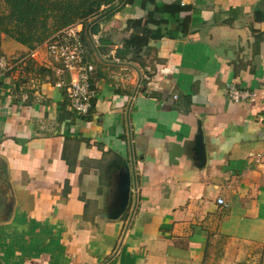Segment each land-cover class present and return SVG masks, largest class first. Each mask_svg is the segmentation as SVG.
Listing matches in <instances>:
<instances>
[{
  "label": "crops",
  "instance_id": "1",
  "mask_svg": "<svg viewBox=\"0 0 264 264\" xmlns=\"http://www.w3.org/2000/svg\"><path fill=\"white\" fill-rule=\"evenodd\" d=\"M174 1L181 5L108 0L84 21L96 89L87 115L54 86L60 65H48L43 51L32 62L48 74L30 70L32 83L0 72V264L256 259L264 244V0H183L176 19H161L165 36L122 55L127 21ZM28 50L0 34V54ZM230 83L253 99L231 101Z\"/></svg>",
  "mask_w": 264,
  "mask_h": 264
},
{
  "label": "trees",
  "instance_id": "2",
  "mask_svg": "<svg viewBox=\"0 0 264 264\" xmlns=\"http://www.w3.org/2000/svg\"><path fill=\"white\" fill-rule=\"evenodd\" d=\"M107 1L2 0L4 11L0 12V34L26 46L29 52L42 44L44 40L59 29L76 21L84 23L88 18L97 15L100 5ZM127 1L131 2L132 0ZM186 8V6L180 5L179 1H174L171 4L162 5L160 8L156 6L155 10L148 13L144 20H128L126 26L132 30V33L123 41L122 55H126L127 53H131L134 56L138 55L148 46L151 40H157L165 36L162 28L159 27L161 19L164 17L169 20L176 19ZM111 9L113 7L110 6L105 12ZM155 12H159V19L154 18ZM151 25L157 26V29L153 30L149 28ZM25 54L19 58L24 57ZM19 58L12 61H17ZM24 61L23 65L19 64L13 67L7 74L11 79L16 81L15 83L21 81L23 84L27 80V85V83H32V80H29L26 75L30 70L33 69L37 73L42 74L41 72L45 68H36L34 63L29 59ZM44 72L48 74L47 71ZM24 78H26L25 81ZM34 84L36 85L37 82Z\"/></svg>",
  "mask_w": 264,
  "mask_h": 264
},
{
  "label": "built area",
  "instance_id": "3",
  "mask_svg": "<svg viewBox=\"0 0 264 264\" xmlns=\"http://www.w3.org/2000/svg\"><path fill=\"white\" fill-rule=\"evenodd\" d=\"M184 5V1H181ZM83 22H73L49 36L42 44L35 47L17 61L0 54V72L8 73L24 60H34L43 51L48 65L58 64L56 88H64L69 107L79 115H87L96 97V89L91 85L90 78L94 70L92 64L84 59L85 50L81 43ZM24 61V62H23ZM21 62V63H20ZM253 93L237 88L233 83L227 85V96L234 103L252 100ZM217 204H223V199L217 198Z\"/></svg>",
  "mask_w": 264,
  "mask_h": 264
},
{
  "label": "rangeland",
  "instance_id": "4",
  "mask_svg": "<svg viewBox=\"0 0 264 264\" xmlns=\"http://www.w3.org/2000/svg\"><path fill=\"white\" fill-rule=\"evenodd\" d=\"M4 11V5L2 4V0H0V12ZM257 257L256 259H252L251 264H264V244L263 246L259 249L258 253H257ZM247 260H249L250 258H246Z\"/></svg>",
  "mask_w": 264,
  "mask_h": 264
},
{
  "label": "water",
  "instance_id": "5",
  "mask_svg": "<svg viewBox=\"0 0 264 264\" xmlns=\"http://www.w3.org/2000/svg\"><path fill=\"white\" fill-rule=\"evenodd\" d=\"M198 142H199V146L202 147V142H201V139L200 138H199V141ZM128 188H129V178L126 177L125 183H124V189H125L126 195L124 196V201L122 203L123 206L126 204V201H127Z\"/></svg>",
  "mask_w": 264,
  "mask_h": 264
}]
</instances>
